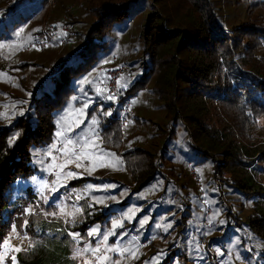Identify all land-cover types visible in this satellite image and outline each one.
<instances>
[{
	"label": "trees",
	"instance_id": "obj_1",
	"mask_svg": "<svg viewBox=\"0 0 264 264\" xmlns=\"http://www.w3.org/2000/svg\"><path fill=\"white\" fill-rule=\"evenodd\" d=\"M49 2L0 0V243L10 229L11 219L16 218V213L22 215L19 208V212L16 208L8 212L9 189L17 179L35 172L30 153L43 150L51 143L58 129L57 120L65 108L74 120L81 117L83 123L80 124H86L89 118L97 119L101 149L117 155L120 146L117 110L105 115L109 111L94 95L95 72L111 50L105 34L113 24L131 18L129 9L134 4L147 9V15L136 37L138 56L130 62L137 61L141 72L128 84L125 94L135 97L143 91L149 93L156 103L154 108L159 107L164 113L163 122L176 128L177 146L166 154L165 147L173 130L166 132L154 124L155 134L162 136L163 148L152 150L135 145L130 151L127 142L120 155L126 171H130L134 188L154 185L161 175V166L187 162L202 175L204 173L203 188L212 206L223 205V200L239 209L246 204L243 220L239 209L226 218L236 228L245 227L264 246V144L245 134L241 136L243 142L240 141L229 123L218 114V105H223L236 109L243 116L242 121L253 127L255 119L264 121V21L253 27L241 22L223 29L210 0H85V28L80 26V21L66 16V24L80 27L73 40L76 45L58 53L48 65L52 54L46 58V54L40 52L54 51L55 43L40 51L23 52L21 49L32 34L40 31L44 17L49 14ZM257 3L264 4V0H256L254 5ZM63 8L59 2L51 15L56 18L55 26L61 23ZM251 9L247 8L245 15H251ZM33 72L40 76L32 81L30 74ZM86 77L89 83H81ZM73 96L78 99L73 101ZM85 102H90V107L84 109L83 114L75 111L83 109ZM64 115L68 121L70 115ZM130 120L138 128L151 123L135 115ZM127 129L130 134L137 131V128L135 131ZM17 133L18 138L10 146L9 141ZM213 184L212 190L218 198L211 195ZM167 185L162 183L165 191L169 190ZM178 188L182 191V187ZM85 199L78 240L80 244L88 241L92 245L97 240L87 236V229L98 226L100 231L107 232L118 216H109L115 208L109 204L104 207V214L90 217L87 214L89 203ZM170 199L166 204H173ZM123 201L119 203L122 215L124 205L128 204ZM133 224L122 218V227L115 230L116 235L128 227L132 229ZM30 227L27 224L26 230ZM147 237L146 232L145 240ZM262 251L253 259L254 255L244 250L241 264H264ZM14 256L16 264L69 262L67 258H46L45 250L37 242L33 249L17 252ZM5 264L12 263L7 260Z\"/></svg>",
	"mask_w": 264,
	"mask_h": 264
},
{
	"label": "rangeland",
	"instance_id": "obj_2",
	"mask_svg": "<svg viewBox=\"0 0 264 264\" xmlns=\"http://www.w3.org/2000/svg\"><path fill=\"white\" fill-rule=\"evenodd\" d=\"M255 1L210 0L218 23L223 29L231 28L237 24L240 25L241 22L252 27L258 26L263 22L264 4L257 3V5H254ZM59 2H62L64 5V12L59 18L61 23L59 26H55L56 18L51 15L58 8ZM250 7H252L250 11L252 14H248L247 16L245 15V11ZM84 8L85 0H50L48 5L49 14L44 17L45 21L42 24L47 23V25L54 26L55 30H58L59 27L70 24H66L65 22L67 20L66 16H69L75 18V21L78 23L80 21V26L85 28L87 16L84 14ZM146 13L147 9L138 8L133 4L129 9L131 18L129 19L128 17L125 21L117 22L109 28L105 34V38L108 39V46H110L111 50L107 60L96 68V82L102 75V66H107L112 61L127 68L129 77L124 80L125 86H128L129 83L131 84L140 74L141 71L139 70L137 61L135 64L130 62L136 60L138 56L136 37L141 29L144 16L146 17L147 15ZM82 23L84 26H82ZM71 25L74 31L69 37L67 36L65 44H55L54 51L47 50L40 52L45 53L46 58L52 54L49 57V61H47L48 65L52 64L58 53L63 52L72 45H76L73 40L76 35L75 33L80 30V27L78 24ZM39 76L38 72L36 74L33 72L30 74V79L33 81ZM132 98L133 115L141 118V120H150L151 123L143 124L142 128L137 127V131L130 135L127 127L135 131V125L133 126L135 123L129 118L127 122L128 126L124 127V132L125 134L127 132V136L121 133L118 126L120 146L117 155L115 156L112 151L108 152L103 149L109 155L99 156L90 152L89 159L94 165H97L91 175L85 172L83 168H76L74 163L68 164L64 168V172L72 171L81 175L79 178L68 180L66 187H60L57 193L53 194L49 189L42 190V183L48 182L51 184V181L56 180V173L60 171L59 166L65 163V154L63 151H60V149L65 147L63 140H58L54 134L51 143L42 148L43 150H40V148L36 151H31L30 155L33 157L35 172L27 178L17 179L9 189L10 204L7 210L9 213H12L16 208L19 212V208L22 215L19 216L16 213V218L11 219L10 229L0 243V264H5L7 260H10L12 263V257L17 253L15 251L16 248L21 249L19 252L31 250L35 247V242L40 244L45 250V255L48 259L55 258L58 260L59 258H67L69 262H64L63 264H85L86 260L90 264H97L95 256H103V250L100 253L94 254L90 249L87 254L81 252L79 256L74 255L78 249L82 250L85 245H91V243L88 241L84 244L77 243L68 233H80L79 223L84 218L86 208L84 198H90V202H96L94 198H97V196L105 197L103 204L98 203V208L93 209V206H88L89 212L86 213L90 217L95 218L97 217L96 214H104V211H101L104 206L112 203L111 200L113 199L106 200L110 196L109 192L111 193V197L114 196L116 198L114 201L118 203L121 200L128 201L126 198H129L128 204L124 205L123 215L120 211L122 210V206L118 204L116 212L112 211L113 213L109 214V216H118L115 220L121 221L122 218L124 220L125 217L131 216V219L127 220L130 223H134L132 229H128V227L120 231L117 235L109 237L111 241L107 242L110 246L127 248L136 253L135 257L126 255L123 259L116 253H108L114 260L120 259L121 264H241L240 260L243 261L241 256H243L242 252L244 250L248 254L254 255L253 259H257L263 253L264 246L260 240L258 241L250 235L242 225L236 228L233 222L229 218H226L228 214L230 216L232 211H236L239 208L225 200L222 201L223 205L221 206H212L208 200L209 195L203 188V184L205 183L204 173L202 175V172L198 171V168L193 167L189 163L182 162L181 164L179 162L161 166V175L157 176L154 185L150 184L146 188L145 186L134 188V183L129 177L131 176L130 171H126L124 167L125 162H123L120 155L124 146L128 144L127 142H129L128 149L130 151L132 150L131 147L135 145H140L143 149L151 148L152 150H156L162 144V136L155 134L156 128L153 126L154 124L158 128L166 130V132L170 129L173 130L170 141L165 147L166 154L176 149L177 146L175 141L176 128H173L171 124L167 125L163 122L164 113L159 107L154 108L156 103L150 94L143 91ZM97 99L102 103L99 98ZM108 102L111 103V101ZM104 104L107 103L103 102V106ZM105 107L110 113V107ZM218 112L220 117L229 123L230 128L240 141L243 142L241 136L245 134V136L250 137L253 141L264 144L263 119H255L254 122L256 124L254 123L253 127V124H248L247 121L244 123L242 121L243 116L234 108L229 109L226 106L218 105ZM65 113L70 115L68 121L64 115ZM62 116L64 117L63 123L65 126L73 127V131L67 133V136L73 140L93 127L90 123V118L86 124H79V127H75L76 122L81 120V117L79 120H74L68 108H65ZM126 138H128V141ZM95 142L101 149L100 145H102V142L100 137ZM53 143H56V149L51 148ZM163 145L161 146L162 148ZM41 160L43 163H40ZM84 164L88 165L89 160H85ZM100 164L104 166H98ZM48 165H55L51 172L46 170V166ZM60 183H64V181L62 180ZM162 183L168 184L169 190L167 188L165 191ZM89 185L92 187L89 188ZM104 185H115L116 187L103 190ZM178 187H182V191L178 190ZM213 187L214 184L213 186L211 185V195L214 198H218L214 190H212ZM41 191H43V197L48 198V203H44ZM92 191H94L93 196H85ZM164 191L165 194H163ZM104 192H108L109 196H105ZM171 194L173 195L171 196ZM170 196L173 200L172 205L170 202L169 205L166 204ZM244 207H246V204L239 209L241 220L246 215ZM60 208H63L64 211L61 212ZM27 209H31V212L26 213ZM137 209L138 211H136ZM164 209H168V211H163ZM52 213L56 214L52 215ZM68 213H72L73 215L69 216ZM103 218H106V216ZM26 220L31 226L27 230L25 226ZM141 221L146 222L141 225ZM112 223L109 230L112 229ZM13 225L16 228L15 232L12 230ZM89 230L91 229H87V231ZM146 232L148 237L145 240ZM101 233L106 232L101 231ZM101 238V236L95 237L97 241ZM5 241L10 242L12 249L5 250L3 248V242ZM96 243V241L93 242L91 248H95ZM101 247L103 249L104 246L102 245ZM5 252H7L6 256L4 255ZM248 254L247 256L249 257ZM182 255L184 257H181Z\"/></svg>",
	"mask_w": 264,
	"mask_h": 264
},
{
	"label": "snow or ice",
	"instance_id": "obj_3",
	"mask_svg": "<svg viewBox=\"0 0 264 264\" xmlns=\"http://www.w3.org/2000/svg\"><path fill=\"white\" fill-rule=\"evenodd\" d=\"M22 31V30H21ZM17 36L20 35V33H16ZM63 35V34H61ZM0 47H2V45H0ZM81 83L87 84L89 83L88 78L86 77ZM97 94L99 95L101 90L98 88L96 89ZM78 97L73 96L72 100L75 101L77 100ZM106 99L108 100H113L115 99V97L113 95H108L106 97ZM90 107V102H85L83 105V109H76L75 111L83 114L84 113V109H87ZM111 113H105V115H110ZM20 115H23V112H20ZM64 121V117L62 116L59 120H57V125H58V131L55 133L56 137L58 138V140L62 139L64 142L65 147L63 149H60V151H63L65 154V163L63 165H60V171H58L56 173V180L51 181V184H49L48 182H43L42 183V190L43 189H49L51 193L55 194L59 191L60 187H66V182L68 180L71 179H76L79 178V176L81 175L80 173L77 172H72V171H67L64 172V168L68 165V164H72L74 163L76 168H83L85 172H87L89 175L92 174L93 171H95V167L97 165H94L91 160L89 159V155L90 152L92 154L95 155H99V156H104V155H109L108 153H105L102 149L99 148V145L95 142L96 140L99 139V132L96 130V127L99 123V121L95 118L91 119L90 123L93 126L90 130H88L86 133H84L83 135H79L77 136V138L75 140H73L71 137L67 136L68 132L73 131V127L72 126H65V124L63 123ZM83 123V120H79L76 122L75 127H79V124ZM127 126V125H125ZM19 133H17L15 136L12 137V139L9 141V145L12 146L16 139L18 138ZM52 149H56L57 145L56 143H53L51 145ZM85 160H89V164L85 165L84 161ZM40 163H43V161L41 160ZM98 166L103 167V164H100ZM55 167V165H48L46 166V170L51 172L52 168ZM35 179V178H33ZM64 181V183H60V181ZM89 188H91L92 186L89 185ZM116 187L115 185H104L103 186V190H107L109 188H113ZM41 196L44 200V203H48V198L47 197H43V191H41ZM109 199H113L115 200L116 198L113 197H108ZM96 200L97 203H101L103 204L105 201V198L102 197H97L94 198ZM60 211L63 212L64 209L60 208ZM77 211H79V209H77ZM138 211V209L136 210ZM31 209H27L26 213H30ZM56 213H52V215H55ZM134 214V213H133ZM69 216H72V213H68ZM126 219H131V216L125 217ZM146 221H141V225H143V223H145ZM221 223H223V221H221ZM28 221H25V226H27ZM118 227H122V221L121 220H115L112 223V229L107 231L106 233H101L99 227H94L91 230L88 231L87 236L89 238H95L96 236H101L102 238L100 240L97 241L96 243V247L95 248H91V245H85L84 248L82 250L78 249L77 252L74 255L79 256L81 254V252H83L84 254H87L89 252V250L91 249L92 253L96 254V253H100L102 250L104 252L103 256L100 255H96L95 259L97 264H121V260L120 259H113L112 256L108 255V253H116L118 256L121 257V259H123L126 255H131L132 257H135L136 253L130 251L127 248H120L119 246H110L107 244L109 237L116 235L115 229ZM13 232L16 231L15 225H13L12 228ZM69 236L73 237L74 240L77 241V243L79 242L77 240L78 237H80V233H72L69 232L68 233ZM104 246L103 249L101 246ZM21 249L16 248L15 251L19 252ZM4 255H7V252L4 253ZM12 264H16V257L13 256L12 257ZM85 264H90L89 261H85Z\"/></svg>",
	"mask_w": 264,
	"mask_h": 264
},
{
	"label": "built area",
	"instance_id": "obj_4",
	"mask_svg": "<svg viewBox=\"0 0 264 264\" xmlns=\"http://www.w3.org/2000/svg\"><path fill=\"white\" fill-rule=\"evenodd\" d=\"M51 27L52 26L47 25V23L43 24L38 33L30 36L29 41L22 50L24 52L45 50L52 43L63 45L65 44L67 36H70L74 30L72 25H63L59 27L58 30H55L54 26ZM108 64L107 66H102V75L97 79L94 95L98 97L102 103L106 102L109 104L110 110H112L111 113L115 109L117 110L116 119L120 131L124 135V127L128 119L133 116V98L125 94L127 86L124 85V80L129 77L128 70L124 65L116 64L115 61ZM98 88L101 90L99 95L96 91ZM108 95H113L115 99H106ZM108 101H111V103ZM3 248L5 250H10L12 249V245L9 241H5L3 242Z\"/></svg>",
	"mask_w": 264,
	"mask_h": 264
},
{
	"label": "crops",
	"instance_id": "obj_5",
	"mask_svg": "<svg viewBox=\"0 0 264 264\" xmlns=\"http://www.w3.org/2000/svg\"><path fill=\"white\" fill-rule=\"evenodd\" d=\"M44 21H45V20H43V22H44ZM43 22H42V23H43ZM42 23H41V26L43 25ZM97 98H98V97H97ZM101 105H103V103H101ZM104 105L106 106L107 104H104ZM107 110H108V109H107ZM110 111H112V110H110ZM110 113H111V112H110ZM126 125H127V124H126ZM133 128H134V127H133ZM136 128H137V127L135 126L134 129H136ZM130 135H132V134H130ZM126 136H127V132H126ZM107 193H108V192H104L103 194H105V196H109ZM93 194H94V191H92L90 194H87V195H85V196L90 197V196H93ZM109 194H110L109 197H111V193H110V192H109ZM172 195H173V194H171V196H172ZM171 196H170V198H171ZM97 197H98V196H97ZM102 198H104V197H102ZM89 199H90V198H86V199H85V200H86L85 202H86V203H89L88 206H97V205L99 206L98 203H96V202H90ZM107 199H109V198H106V200H107ZM170 200H172V199H170ZM111 201H112L111 205H112V206H115L114 211L116 212V210H117V209H116V206H117L119 203H118L117 201H114V200H111ZM100 204H101V203H100ZM106 206H107V205H106ZM104 207H105V206H104ZM103 210H104V208L101 209V211H103Z\"/></svg>",
	"mask_w": 264,
	"mask_h": 264
}]
</instances>
